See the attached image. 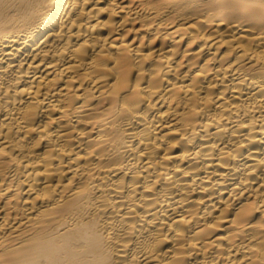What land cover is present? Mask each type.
<instances>
[{"label": "bare ground", "instance_id": "1", "mask_svg": "<svg viewBox=\"0 0 264 264\" xmlns=\"http://www.w3.org/2000/svg\"><path fill=\"white\" fill-rule=\"evenodd\" d=\"M0 264H264V0H0Z\"/></svg>", "mask_w": 264, "mask_h": 264}]
</instances>
